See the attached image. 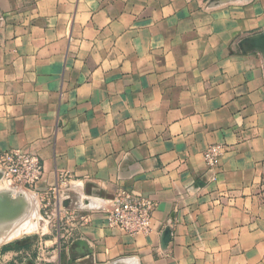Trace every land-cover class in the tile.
Wrapping results in <instances>:
<instances>
[{
  "label": "crops",
  "instance_id": "1",
  "mask_svg": "<svg viewBox=\"0 0 264 264\" xmlns=\"http://www.w3.org/2000/svg\"><path fill=\"white\" fill-rule=\"evenodd\" d=\"M263 35L264 0H0V151L90 216L65 237L43 216L0 264H264ZM120 188L156 203L152 232L107 226Z\"/></svg>",
  "mask_w": 264,
  "mask_h": 264
},
{
  "label": "built area",
  "instance_id": "2",
  "mask_svg": "<svg viewBox=\"0 0 264 264\" xmlns=\"http://www.w3.org/2000/svg\"><path fill=\"white\" fill-rule=\"evenodd\" d=\"M226 144H209L203 152L208 182L219 179L220 160L226 151ZM0 171L2 179L15 188L30 189L37 192V185L45 175L44 166L38 154L21 148L0 151ZM65 181L50 185L42 200L45 216L55 220L62 237L69 233L68 227L79 219L89 221V215L78 210H68L61 196ZM156 203L149 197L120 188L112 197L111 204L104 210L107 226L125 234L136 236L149 234L153 230V212Z\"/></svg>",
  "mask_w": 264,
  "mask_h": 264
},
{
  "label": "rangeland",
  "instance_id": "3",
  "mask_svg": "<svg viewBox=\"0 0 264 264\" xmlns=\"http://www.w3.org/2000/svg\"><path fill=\"white\" fill-rule=\"evenodd\" d=\"M3 190H12L11 194H13V196L18 194L20 195L22 193L21 195L24 196L26 207L19 220L17 219V213L13 214L9 219L4 217V215L0 216V244H3L4 242H11L14 244L16 240H20L16 243V245L21 246L24 244L29 247L31 244V241H29L30 238H26L27 240L22 239V241L21 238H25L24 236H27L26 234H30L28 236H32V229L45 222L43 219H40L45 218L43 217L45 215L41 197H37V195L33 193V190L15 188L1 179L0 191ZM36 213L37 215H35Z\"/></svg>",
  "mask_w": 264,
  "mask_h": 264
},
{
  "label": "water",
  "instance_id": "4",
  "mask_svg": "<svg viewBox=\"0 0 264 264\" xmlns=\"http://www.w3.org/2000/svg\"><path fill=\"white\" fill-rule=\"evenodd\" d=\"M1 179H2V172L0 171V180ZM11 193H12V190L0 191V216L4 215V217L9 219L13 214L17 213V217H18L17 219L19 220L21 218V215L24 213V210L26 207L24 196L21 195L22 193L16 196H13V194ZM170 240H171V229L167 227L162 234L163 247H165ZM75 245L78 247L86 246V242L84 240H78L75 242ZM88 252L89 251H86L84 252V254ZM28 264H35V263L32 261H29Z\"/></svg>",
  "mask_w": 264,
  "mask_h": 264
},
{
  "label": "bare ground",
  "instance_id": "5",
  "mask_svg": "<svg viewBox=\"0 0 264 264\" xmlns=\"http://www.w3.org/2000/svg\"><path fill=\"white\" fill-rule=\"evenodd\" d=\"M19 230V229H18Z\"/></svg>",
  "mask_w": 264,
  "mask_h": 264
}]
</instances>
